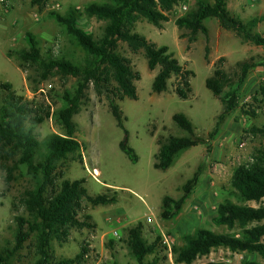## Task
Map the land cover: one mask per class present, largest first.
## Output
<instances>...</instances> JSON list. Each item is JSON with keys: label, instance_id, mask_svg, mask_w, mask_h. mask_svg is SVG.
Wrapping results in <instances>:
<instances>
[{"label": "rangeland", "instance_id": "1", "mask_svg": "<svg viewBox=\"0 0 264 264\" xmlns=\"http://www.w3.org/2000/svg\"><path fill=\"white\" fill-rule=\"evenodd\" d=\"M97 1L49 0L37 6L32 0H0V84H12L19 95L39 102L52 114L34 131L40 142L36 162L44 158L49 136L64 133L53 114L63 106L61 96L64 91H73L77 80L55 72L49 80L37 85L29 80L36 77L35 69L32 66L21 69L16 53L28 48L27 35L32 34L43 55L50 53L56 58H67L83 65L86 53L51 13L67 16L75 12L79 26L99 39L105 23L88 18L84 12L89 4ZM205 1L213 4L215 0ZM196 7L197 0H181L170 14L169 22L163 23L162 27L141 19L135 28L137 33L158 46H168L185 69L194 72L190 78L193 93L188 100H182L176 94V78L169 81L167 92L153 93L152 84L159 69L150 71L144 51L134 53L121 43V54L131 61L135 72L141 74V80L136 81L138 100L119 102L125 117L128 143L138 156L137 163L120 149L126 134L110 113L106 99L100 97L93 86L88 90L87 104L74 117L83 162L69 160L61 164L59 170L64 173V179L85 180L84 186L91 196L109 194L116 196L118 201L97 207L85 202L80 216L90 215L94 227L72 229L68 237L53 241L52 253L56 260L74 258L86 246L89 258L85 264H138L130 255L125 240L127 230L139 223H142L144 236L149 242L160 239L161 249L146 259L148 262L158 256L159 264H176L172 249L184 246L186 236L194 235L198 230L229 233L226 227L214 222L218 207L225 201L245 204L235 193L232 177L237 167L250 162L254 152L264 146V137L254 132L255 128H264V95L261 92L264 87V48L243 42L235 32L223 29L215 19L205 22L208 36L202 33L192 36L188 31L180 30L176 20ZM227 8L231 15L248 23L264 15V0H227ZM255 31L264 36V22ZM221 58H225L222 66L234 80L241 72L238 64L251 62L256 65L239 88L237 109L225 119L210 143L181 152L166 171L156 169L158 140L170 135L189 136L174 123L175 114L186 115L198 137L208 138L214 130L223 106L206 87V81L213 76L215 65ZM251 111L255 112V117L248 114ZM13 166L12 162L0 157L2 248L14 246L16 218L27 216L21 203L22 196L25 191L36 187V181L28 175L25 166L18 169ZM7 169L13 170L11 176ZM199 169V183L182 212L171 220L162 219L164 197L180 199L182 186ZM95 171H99L100 176ZM60 181L58 178L57 183ZM246 204L264 206V200L260 204ZM34 239L16 256L14 264L35 262ZM245 260L264 264L257 254L231 252L225 248L215 249L193 264H242Z\"/></svg>", "mask_w": 264, "mask_h": 264}, {"label": "trees", "instance_id": "2", "mask_svg": "<svg viewBox=\"0 0 264 264\" xmlns=\"http://www.w3.org/2000/svg\"><path fill=\"white\" fill-rule=\"evenodd\" d=\"M49 0H32L42 6ZM181 0H98L89 4L84 12L88 18L104 22L103 35L96 39L92 34L79 26L75 12L62 16L51 13V16L65 26L68 34L86 53L83 65L67 58H56L50 53L42 54L35 36L27 35L28 48L16 53L21 69L32 66L36 71L33 80L41 84L49 80L55 72L62 77L77 80L73 91L65 90L61 96L63 106L53 116L62 126L63 134H52L47 139L46 152L40 162L35 156L40 146L34 133L52 114L35 100L19 95L10 83L0 84V157L13 163V169L25 166L27 173L36 181V187L24 192L21 203L27 216L16 218L15 242L12 248L0 246V264H14V259L26 244L34 239L35 257L33 264H85L88 261L89 249L85 246L74 258L56 260L52 253L51 243L69 236L72 229L93 228L92 217L83 212V204L91 206H109L117 203L116 196L103 194L91 196L85 188V180L64 179L60 165L69 160L83 162L82 144L77 140L78 125L74 117L88 102V90L91 86L102 98H105L109 111L124 130L125 138L120 149L134 163L138 156L128 143V131L125 128V117L119 102L125 99L138 100L136 81L141 74L135 72L131 61L120 52L121 43L137 53L144 51L150 71L159 69L152 91L162 94L169 90V81L178 80L176 94L182 100H188L193 93L190 78L194 72L186 70L180 61L170 52L168 46H158L145 36L136 32V24L144 19L155 27H162L169 22L170 14ZM215 19L220 26L235 32L245 43L264 48V36L255 28L264 22V15L255 17L248 23L231 15L227 8V0H215L213 4L205 0H197L196 9L176 20L180 30L188 31L192 36L199 33L209 35L205 22ZM11 56V54H9ZM221 58L215 65L212 77L207 79L206 87L218 98L223 106L214 130L208 138L198 137L190 119L184 114H175L173 121L178 128L187 132V137L170 135L158 140L159 152L156 156L155 168L166 171L174 163L181 152L199 145L210 143L220 131L225 119L238 107V91L245 82L251 69L256 65L251 62L238 64L240 75L234 80L226 72ZM264 95V87L261 91ZM255 117L254 111L249 112ZM254 132L264 137V128H255ZM6 170V168L2 167ZM8 170V169H7ZM9 176L13 170H8ZM201 170L182 186V196L175 200L166 196L162 203L161 217L171 220L183 210L187 200L199 183ZM58 178L61 180L57 183ZM9 181V180H8ZM232 186L244 205L225 201L218 207L216 225L226 227L229 233H214L201 229L194 235L186 236L185 245L174 247L172 254L176 264H193L200 257L208 256L213 250L225 248L231 252L257 254L264 261V206L252 207L246 203L260 204L264 200V146L256 150L252 160L236 168L232 177ZM160 239L149 242L143 232L142 223L127 230L125 240L130 255L138 264H159L160 258L154 257L160 249ZM228 264V263H209ZM242 264H259L245 260Z\"/></svg>", "mask_w": 264, "mask_h": 264}, {"label": "bare ground", "instance_id": "3", "mask_svg": "<svg viewBox=\"0 0 264 264\" xmlns=\"http://www.w3.org/2000/svg\"><path fill=\"white\" fill-rule=\"evenodd\" d=\"M95 172H96V173H95L96 175H99V174H100L99 171H95ZM99 176H100V175H99Z\"/></svg>", "mask_w": 264, "mask_h": 264}]
</instances>
